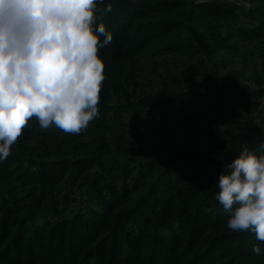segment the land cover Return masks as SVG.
I'll use <instances>...</instances> for the list:
<instances>
[{
  "label": "trees",
  "instance_id": "obj_1",
  "mask_svg": "<svg viewBox=\"0 0 264 264\" xmlns=\"http://www.w3.org/2000/svg\"><path fill=\"white\" fill-rule=\"evenodd\" d=\"M105 23L100 116L30 118L0 162V264H264L215 198L264 141V0H113Z\"/></svg>",
  "mask_w": 264,
  "mask_h": 264
},
{
  "label": "clouds",
  "instance_id": "obj_2",
  "mask_svg": "<svg viewBox=\"0 0 264 264\" xmlns=\"http://www.w3.org/2000/svg\"><path fill=\"white\" fill-rule=\"evenodd\" d=\"M113 0H0V162L35 118L78 134L100 116ZM232 232L251 231L264 256V141L247 142L216 181Z\"/></svg>",
  "mask_w": 264,
  "mask_h": 264
},
{
  "label": "rangeland",
  "instance_id": "obj_3",
  "mask_svg": "<svg viewBox=\"0 0 264 264\" xmlns=\"http://www.w3.org/2000/svg\"><path fill=\"white\" fill-rule=\"evenodd\" d=\"M252 85H254V86H257L258 85V83L255 81V79H254ZM260 101L261 102L264 101V98L263 97L260 98ZM241 103L242 104H246V105L249 106V105H252L254 103V101L252 100V98H245V99H242ZM261 106H262V103L260 104L259 107L261 108Z\"/></svg>",
  "mask_w": 264,
  "mask_h": 264
},
{
  "label": "built area",
  "instance_id": "obj_4",
  "mask_svg": "<svg viewBox=\"0 0 264 264\" xmlns=\"http://www.w3.org/2000/svg\"><path fill=\"white\" fill-rule=\"evenodd\" d=\"M264 98V97H263ZM260 115L264 119V105L260 108Z\"/></svg>",
  "mask_w": 264,
  "mask_h": 264
}]
</instances>
